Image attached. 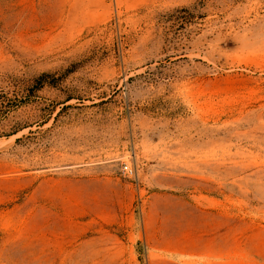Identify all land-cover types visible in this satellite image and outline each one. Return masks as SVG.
Instances as JSON below:
<instances>
[{
	"label": "rangeland",
	"instance_id": "obj_1",
	"mask_svg": "<svg viewBox=\"0 0 264 264\" xmlns=\"http://www.w3.org/2000/svg\"><path fill=\"white\" fill-rule=\"evenodd\" d=\"M0 264H264V0H0Z\"/></svg>",
	"mask_w": 264,
	"mask_h": 264
}]
</instances>
